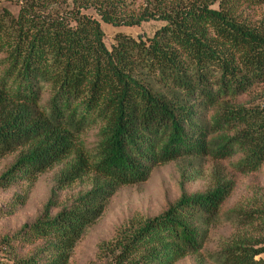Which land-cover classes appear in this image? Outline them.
<instances>
[{"label": "trees", "instance_id": "16d2710c", "mask_svg": "<svg viewBox=\"0 0 264 264\" xmlns=\"http://www.w3.org/2000/svg\"><path fill=\"white\" fill-rule=\"evenodd\" d=\"M16 6L0 3V192L14 195L0 221L54 174L35 219L0 233V264H70L119 191L172 165L178 196L101 245L106 264H264V205L230 206L264 171V0ZM149 22L162 25L151 38L107 47L102 23ZM226 221L237 232L211 248Z\"/></svg>", "mask_w": 264, "mask_h": 264}, {"label": "rangeland", "instance_id": "374dc122", "mask_svg": "<svg viewBox=\"0 0 264 264\" xmlns=\"http://www.w3.org/2000/svg\"><path fill=\"white\" fill-rule=\"evenodd\" d=\"M16 2L17 0H0L2 5L9 7L14 13L18 11ZM86 13L97 17L92 11ZM161 26L160 23L149 22L144 23L140 27L116 28L102 23V28L105 32V43L109 49L115 44L118 34L136 39L140 36L151 38ZM4 166L5 164H0V172ZM53 174L54 172L48 173L38 180L30 191L29 199L24 208L17 210L13 217L0 221V233H13L35 219L50 197L53 186ZM179 179V169L172 165L156 171L145 185L119 191L110 201L103 217L87 232L85 238L77 246L70 264H106V261L99 256L101 245L110 242L117 230L131 219L159 215L166 207L167 202L178 196ZM202 180L200 178L190 183L188 187L193 184L194 187L192 188L196 189L203 185L202 182L204 181ZM81 189V185L74 186L61 195V200L76 195ZM13 197V191L0 192V208L10 209ZM256 204L264 205V171L260 176L244 181L230 206L246 208L255 207ZM243 231L246 232L245 229ZM236 232L234 225L230 221H226L221 231L214 236L210 247L217 248L222 238H228ZM195 263L193 259L188 258L177 264ZM199 264H215V262L210 258H205L203 262L199 261Z\"/></svg>", "mask_w": 264, "mask_h": 264}, {"label": "crops", "instance_id": "0c3cea01", "mask_svg": "<svg viewBox=\"0 0 264 264\" xmlns=\"http://www.w3.org/2000/svg\"><path fill=\"white\" fill-rule=\"evenodd\" d=\"M262 257H264V255Z\"/></svg>", "mask_w": 264, "mask_h": 264}]
</instances>
